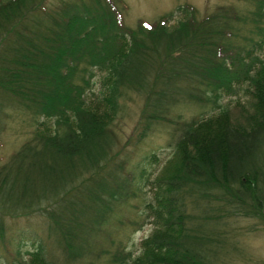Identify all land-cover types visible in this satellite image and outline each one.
Wrapping results in <instances>:
<instances>
[{
    "label": "trees",
    "instance_id": "trees-1",
    "mask_svg": "<svg viewBox=\"0 0 264 264\" xmlns=\"http://www.w3.org/2000/svg\"><path fill=\"white\" fill-rule=\"evenodd\" d=\"M246 1L254 8L242 17L220 6L197 19L188 8L173 28L163 18L128 29L122 0H7L0 136L11 112L35 126L0 157V253L7 255L0 264L8 257L11 264H225L236 219L264 226V76L255 78L264 75V0ZM241 21L253 26L244 45L233 40ZM248 82L255 88L248 129L170 116L176 105H209ZM130 94L142 98L139 138L163 123L172 128L173 154L154 175L141 166L134 173L120 157L114 121ZM143 187L152 197L141 213L154 229L134 257L109 224ZM21 221L32 248L19 243L12 251L9 227L23 229Z\"/></svg>",
    "mask_w": 264,
    "mask_h": 264
},
{
    "label": "rangeland",
    "instance_id": "rangeland-1",
    "mask_svg": "<svg viewBox=\"0 0 264 264\" xmlns=\"http://www.w3.org/2000/svg\"><path fill=\"white\" fill-rule=\"evenodd\" d=\"M62 0H48L50 4H56ZM125 8L123 10V24L128 29H136L140 21L158 22L166 18L170 27H175L179 19L184 18V12L188 8L193 9L195 18L200 19L206 15L212 14L218 7L232 6L238 12L239 16H245L247 12L253 10V5L246 0H122ZM7 0H2L0 10L6 8ZM189 12V11H188ZM190 13V12H189ZM77 25H81L79 22ZM95 26L89 27V32L96 34ZM253 28L249 22H235L233 29L236 31L233 40L238 45H244L246 37H250V31ZM237 32H239L237 34ZM96 42V49L101 47L98 36H92ZM257 71L255 78L260 76ZM92 89L98 92L100 84L98 78L93 79ZM255 105V88L249 82L241 86L233 95L213 97V101L207 105H198L194 103H182L176 105L171 110V118L184 121L185 123L193 119L205 120L214 118L221 122H226L230 126L248 129L253 121ZM142 106V98L136 94H130L129 98L121 101V109L114 121L115 129L119 138L120 157L128 161V168L134 173L140 167L156 174L163 167L168 166L166 161L173 154V146L170 145L172 138V128L167 124H160L155 127L154 132L144 138H139L137 133V121ZM7 121L6 131L0 136V157L5 158L13 151H16L23 141L28 139L34 129L33 119L22 112H11ZM219 118V119H216ZM217 121V122H219ZM169 144V145H168ZM155 157V158H154ZM157 158V161H156ZM155 159V160H154ZM165 163V164H164ZM164 164V165H163ZM136 168V170H135ZM153 177V176H152ZM144 189V191H143ZM130 199L122 207L119 213L111 220L109 224L110 233L116 242H121L122 246L136 257L141 252V243L147 238L154 225L148 221L142 212L146 203L151 201L152 192L149 188H144ZM28 223L42 225L37 219L29 220ZM28 223L24 221L19 225L9 227L8 234L13 237L14 244L12 251L18 250L19 243H27V250H31V234L27 228ZM37 225V226H38ZM233 252L226 258L225 264H264V226L257 220L250 218H238L233 224ZM25 232L24 236H19V231ZM35 232L36 228H32ZM40 232V231H39ZM7 257L5 253L0 256ZM27 257V256H26ZM5 260V259H4ZM12 257H8L7 263H12ZM101 262L98 264H106ZM221 264H223L221 262Z\"/></svg>",
    "mask_w": 264,
    "mask_h": 264
}]
</instances>
